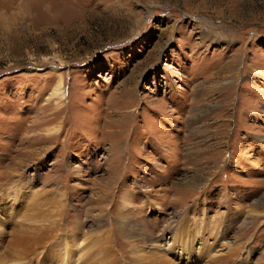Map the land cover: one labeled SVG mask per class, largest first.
<instances>
[{
	"label": "rangeland",
	"instance_id": "rangeland-1",
	"mask_svg": "<svg viewBox=\"0 0 264 264\" xmlns=\"http://www.w3.org/2000/svg\"><path fill=\"white\" fill-rule=\"evenodd\" d=\"M13 231L3 264H264V0H0Z\"/></svg>",
	"mask_w": 264,
	"mask_h": 264
},
{
	"label": "bare ground",
	"instance_id": "bare-ground-1",
	"mask_svg": "<svg viewBox=\"0 0 264 264\" xmlns=\"http://www.w3.org/2000/svg\"><path fill=\"white\" fill-rule=\"evenodd\" d=\"M61 81H58L57 82V84H56V86H55V88H54V90L52 91V95L53 96H56V95H58L59 96V98H61L62 97V94H61ZM8 198H10V197H8ZM12 203V202H11ZM15 203H13V205H14ZM123 208H124V204H123V206H122ZM119 217L120 218H124L125 220H126V222L128 221V218H127V216L125 215V214H123V213H121V214H119ZM117 222L118 223H121L126 229H123V228H119V227H117V228H119V230H127V232L130 234V232H131V230H130V224L127 222V224H126V222H123V220L121 219V221L120 220H117ZM20 227V226H19ZM51 227V226H50ZM100 227H102V226H100ZM170 227V226H169ZM18 228V227H17ZM106 228V227H105ZM23 229V228H22ZM101 229H104V227L103 228H101ZM18 230V229H17ZM40 230V229H39ZM174 231L172 232V236L173 237H175L176 236V234L178 233V232H181V231H183V229H180L179 228V226L175 229H173ZM56 231V230H55ZM107 233H108V231H107ZM129 234H124L125 236H128ZM92 236V235H91ZM21 237L23 238V240H25V237H23L21 234H19L18 233V231L16 232V231H13V234H11V237L9 238V240L7 241V245H6V248H5V251L6 252H4L5 253V255L3 256H0V258H1V260L2 261H0V262H2V264H3V261H4V259L5 258H7V260H8V257H10L11 259H13L14 261H16V262H14V263H19V261H22V260H24L25 258H26V256L28 255L29 256V252L27 251V249L26 248H24V249H22L21 248V241H22V239H21ZM31 237H29L28 236V238L26 239V240H29L30 242H31ZM96 239H98V238H96ZM149 239H152L151 241L152 242H148V243H146L147 245H145V246H139V249H137V251H138V256H142V255H146L145 257H140V259L139 260H144V259H146L147 258V260H149V261H147V262H150L151 264H179V263H177L176 261H174L172 258H169V259H165V256H166V254H165V251H164V254L161 256H157V257H152L151 256V254L152 253H154L155 251H156V248H157V250H158V248H159V246H158V244H159V240H160V237H159V239L158 238H155V237H150ZM165 239V238H164ZM92 241V243L91 244H93L94 242H93V239H91ZM99 242V241H98ZM95 243H96V241H95ZM110 243H112V242H110ZM33 244H37V242H36V238L35 239H33ZM75 244V243H74ZM25 245V244H24ZM114 245H115V243H114ZM114 245H113V243H112V249L113 250H111V253H112V255L115 257L116 256V253H115V251H114ZM93 246V245H92ZM25 247H26V245H25ZM76 247V246H75ZM89 248V247H88ZM97 248V247H96ZM170 248V247H169ZM33 249V248H32ZM91 249V248H90ZM76 250V249H75ZM89 251V250H88ZM167 251V250H166ZM76 252H78V251H76ZM114 252V253H113ZM170 252V251H169ZM7 253V254H6ZM174 250H173V255H174ZM177 254V259H184L183 258V254L184 255H186V252H183V254L181 253V252H176ZM106 254V253H105ZM85 255V254H84ZM103 255V254H102ZM111 255V256H112ZM27 256V257H28ZM87 256V255H86ZM109 256V255H108ZM168 256V255H167ZM167 258V257H166ZM117 259V258H116ZM12 260V261H13ZM114 260V259H113ZM138 260V261H139ZM6 261V260H5ZM146 261V260H145ZM21 264V263H20ZM64 264H65V262H64Z\"/></svg>",
	"mask_w": 264,
	"mask_h": 264
}]
</instances>
